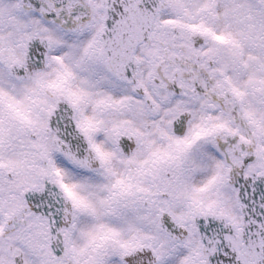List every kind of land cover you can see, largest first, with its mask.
Wrapping results in <instances>:
<instances>
[{
	"label": "snow or ice",
	"instance_id": "1",
	"mask_svg": "<svg viewBox=\"0 0 264 264\" xmlns=\"http://www.w3.org/2000/svg\"><path fill=\"white\" fill-rule=\"evenodd\" d=\"M0 264H264V0H0Z\"/></svg>",
	"mask_w": 264,
	"mask_h": 264
}]
</instances>
